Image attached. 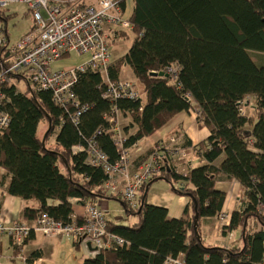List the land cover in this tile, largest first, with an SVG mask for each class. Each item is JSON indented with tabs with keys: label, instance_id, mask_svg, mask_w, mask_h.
Listing matches in <instances>:
<instances>
[{
	"label": "trees",
	"instance_id": "1",
	"mask_svg": "<svg viewBox=\"0 0 264 264\" xmlns=\"http://www.w3.org/2000/svg\"><path fill=\"white\" fill-rule=\"evenodd\" d=\"M128 18L134 29L118 34H134V42L112 61L108 77L118 81L121 70L130 67L142 87L140 100L104 99V78L86 72L74 91L80 104L90 109L76 125L74 109L57 106L51 92L30 94L27 87L19 92L15 84L5 85L11 121L0 129V168L10 178L8 193L38 203L37 208L24 209L28 221L47 214L69 224L70 200L78 198L91 203L117 199L127 215L139 217L132 227L108 222V230L126 244L100 251L84 264H165L181 255L184 264H263L264 65H258L252 53L264 54V0H133ZM173 66L178 67L176 77L152 76ZM195 106L200 126L211 133L194 148L205 164L182 175L166 158L152 179L164 178L177 195L190 199L181 219H169L165 208L149 205L147 198L142 202L147 184L141 188L138 209L131 210L123 199L106 193L104 170L87 164L86 154L73 153L74 146L85 145L100 130L98 144L112 163L119 160L115 124L106 119L114 108L138 127L127 137L125 147L130 149ZM246 108L253 114L247 115ZM42 123L45 131L51 125L45 148ZM221 176L238 181L244 190L242 208L224 228V233L246 228L243 247L208 246L200 235V221L219 216L226 201V194L216 188ZM252 220L260 224L259 231L251 232Z\"/></svg>",
	"mask_w": 264,
	"mask_h": 264
},
{
	"label": "built area",
	"instance_id": "2",
	"mask_svg": "<svg viewBox=\"0 0 264 264\" xmlns=\"http://www.w3.org/2000/svg\"><path fill=\"white\" fill-rule=\"evenodd\" d=\"M128 0H0V129L9 126L11 116L6 110L5 85L25 82L30 94L49 91L54 103L62 109H74L72 121L77 125L80 117L89 111V105H81L74 88L86 72L100 74L106 89L104 99H128L138 101L142 95L133 82L111 81L108 77L112 65L108 28L132 31L133 24L124 12ZM24 4L33 19L32 29L18 42L12 43L7 26V8L12 4ZM75 56L83 59L67 67L60 66L64 58ZM177 76L178 68H169ZM18 76V77H14ZM122 113L114 108L106 119L114 123V144L119 154L116 163L98 144L102 131L86 141L85 145L73 147V153L86 154L87 164L101 168L108 179L104 184L108 194L123 199L128 207H139V192L164 168V160L185 157L186 152L178 147V137L169 143L162 142L137 168L133 166L130 149L125 147L127 136L122 124ZM59 130V129H58ZM85 213L72 215V222L64 224L44 214L31 223L0 221V235L9 237L18 248H23L33 236L66 238L75 244L90 243L98 253L126 244L125 240L108 230L105 212L90 201L78 198ZM223 221L224 214H222ZM230 236H228L229 238ZM27 262V258L24 259ZM28 264V263H26ZM264 264V263H263Z\"/></svg>",
	"mask_w": 264,
	"mask_h": 264
},
{
	"label": "crops",
	"instance_id": "3",
	"mask_svg": "<svg viewBox=\"0 0 264 264\" xmlns=\"http://www.w3.org/2000/svg\"><path fill=\"white\" fill-rule=\"evenodd\" d=\"M132 2L133 0H128L125 4L124 12L128 17L132 13ZM119 32L116 28H108L106 35L109 41L119 42L122 38L121 34H118ZM118 58L114 59L113 62ZM126 67L124 68L126 69ZM123 69L120 73V80L130 81L136 85L130 78L122 77ZM129 73L136 79L133 72ZM141 95L143 94L141 93ZM197 110V106H195L189 112L179 113L154 135L141 140L131 147L130 152L136 153L135 159H132L133 166L137 168L149 157L155 147H158L162 142L169 143L173 136L178 137L176 147L186 152L185 157H177L171 160L178 173L186 175L191 169L203 166L205 161L197 156L194 148L201 142L206 141L211 133L207 127L200 126ZM123 120L127 124L124 127V129L127 128L126 136L135 134L138 127L132 126L131 117H123ZM222 160L223 157L216 161L215 164L220 165ZM9 183L10 178L6 175V171L0 168V221L6 223H31L32 221L23 218L24 209L27 207L37 208L38 203L36 201H24L21 198L10 195L8 193ZM216 188L226 194V201L221 214L227 215L228 219L225 222L221 221L219 216L202 219L199 225L201 238L205 245L208 246L221 248L243 247L242 230L224 233V228L230 225L233 213L242 208V204L245 202L244 190L238 181L229 180L223 176L218 179ZM139 194L141 195V191ZM146 198L149 205L165 208L168 211L169 219H181L190 204V199L177 195L173 191L172 185L166 180L155 182L148 190ZM113 200L120 202L124 208L123 203L117 199L98 198L92 203L105 212L107 222L131 227L139 222V217L131 215H128V217H133V220H130L131 218H129V221L121 220L116 222L112 220L109 209ZM70 202L73 205V214L78 217L83 216L85 213L84 205L76 202V199H71ZM124 213H126L125 208ZM249 227L252 233L261 229L260 224L256 223L255 220L249 222ZM228 236L230 237L228 238ZM97 254V251L91 250L87 245L75 244L66 238L46 239L42 236H33L23 248H18L12 239L0 235V264H26L27 262L24 259L33 256L35 257H33V264H84L86 260L95 258ZM177 261L184 263V256L181 255Z\"/></svg>",
	"mask_w": 264,
	"mask_h": 264
},
{
	"label": "rangeland",
	"instance_id": "4",
	"mask_svg": "<svg viewBox=\"0 0 264 264\" xmlns=\"http://www.w3.org/2000/svg\"><path fill=\"white\" fill-rule=\"evenodd\" d=\"M7 13L11 15L12 17L8 20L7 26L9 29L10 37L12 43L18 42L21 37H23L25 34H27L33 27V19L31 14L29 13L28 7L24 4H12L7 8ZM3 21H0V24H2ZM4 23V22H3ZM135 35L134 34H129L128 37H122L119 42H110V47H111V53H112V60L124 55L129 48L131 47L132 43L134 42ZM121 46V49H120ZM252 57L255 60V62L258 65H264V54L260 53H252ZM83 59L75 57L74 55L71 56V58H64L61 60L60 65L64 67L76 64V63H81ZM129 70V71H128ZM132 72L129 67L124 68L122 71V77L123 78H130L132 81L136 83V87L140 90H142L141 84L137 79H134L133 76L131 75ZM15 86L19 92L25 91L26 84L25 82H16ZM142 93V92H141ZM251 103L254 102L253 98H249ZM247 115H252L253 111L251 108H246L244 110ZM122 124L123 128L127 125L126 122L122 118ZM47 128V125L45 123H42L40 126L41 129V134L43 135L47 131H45ZM45 135V134H44ZM54 141V137L51 139V143ZM131 158L134 160L135 159V152H130ZM110 211V218L112 220H115L116 222L121 221V220H126L129 221L133 220V217H128L126 213H124V208L122 204L118 201L113 200L111 204V208L109 209Z\"/></svg>",
	"mask_w": 264,
	"mask_h": 264
},
{
	"label": "water",
	"instance_id": "5",
	"mask_svg": "<svg viewBox=\"0 0 264 264\" xmlns=\"http://www.w3.org/2000/svg\"><path fill=\"white\" fill-rule=\"evenodd\" d=\"M152 76H154V77L159 76V77H164V78H168V77H170L169 74H167L165 71H162V72H160V73H152ZM33 93H34V92L31 90V94H33ZM50 131H51V125L49 126V129H48L47 132L45 133L44 138H43V141H42V144H43V147H44V148H45L46 139H47V137H48ZM160 180H165V179H164V178H156L155 180L150 181V182L146 185L145 195H144V197H143V199H142V202L145 201V199H146V197H147L148 190L150 189V187H151L155 182L160 181ZM140 212H141V211H140ZM198 220H199V218H198V215L196 214V216H195V226L198 225ZM245 231H246V228H244L243 234H245ZM88 247H89L91 250H96L95 248H92V245H91L90 243L88 244Z\"/></svg>",
	"mask_w": 264,
	"mask_h": 264
},
{
	"label": "bare ground",
	"instance_id": "6",
	"mask_svg": "<svg viewBox=\"0 0 264 264\" xmlns=\"http://www.w3.org/2000/svg\"><path fill=\"white\" fill-rule=\"evenodd\" d=\"M169 68H178V67H176V66L168 67V68L165 70V72H166L167 74H169V76H173L172 74L169 73V71H168ZM122 81H125V80H122ZM120 100H121V99H120ZM111 101H113V100H111ZM116 101H117V100H116ZM48 129H49V127H48ZM159 146H160V145H159ZM175 158H177V156H175ZM175 158H174V159H175ZM148 183H149V182H148ZM148 183H147V184H148ZM103 187H104V186H103ZM104 190H105V188H104ZM105 191H106V190H105ZM106 193H108V192L106 191ZM138 196H139V195H138ZM137 209H138V208H137ZM137 209H136V210H137ZM131 210H132V209H131ZM133 211H135V210H133ZM219 218H220L221 221H223L222 214L219 215ZM224 218L227 220V219H228L227 215H224ZM226 220H225V221H226ZM225 221H224V222H225ZM197 227H198V225L196 226V228H197ZM167 264H184V263H183V262H178V261H173V260H168V261H167Z\"/></svg>",
	"mask_w": 264,
	"mask_h": 264
}]
</instances>
